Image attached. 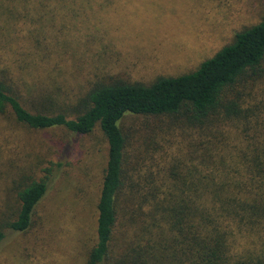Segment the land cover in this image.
I'll return each mask as SVG.
<instances>
[{
  "label": "trees",
  "instance_id": "trees-1",
  "mask_svg": "<svg viewBox=\"0 0 264 264\" xmlns=\"http://www.w3.org/2000/svg\"><path fill=\"white\" fill-rule=\"evenodd\" d=\"M96 3L0 0V115L74 135L98 125L107 141L86 264H264V103L255 92L264 81V15L192 72L148 85H95L72 107L73 118L27 110L24 100L35 93L25 70L34 61L14 41L38 48L35 37H87L84 22ZM129 114L179 118L195 134L166 166L130 169L119 125ZM47 188L43 177L18 191L0 243L7 230L29 229Z\"/></svg>",
  "mask_w": 264,
  "mask_h": 264
},
{
  "label": "rangeland",
  "instance_id": "rangeland-1",
  "mask_svg": "<svg viewBox=\"0 0 264 264\" xmlns=\"http://www.w3.org/2000/svg\"><path fill=\"white\" fill-rule=\"evenodd\" d=\"M96 2L84 22L87 37H35L38 48L14 41L34 61L25 70L35 93L24 100L27 110H60L73 118L72 107L95 85H148L192 72L264 15V0ZM263 82L255 90L261 106ZM119 125L128 139L129 168L137 163L143 171L166 166L195 134L179 118L129 114ZM107 152L98 125L87 135H74L62 127L33 130L10 112L0 115V226L15 217L20 189L43 177L48 181L29 229L5 232L0 264H86L96 242Z\"/></svg>",
  "mask_w": 264,
  "mask_h": 264
}]
</instances>
